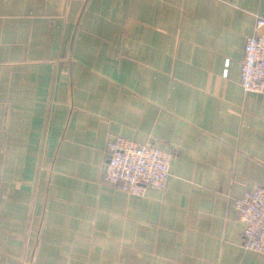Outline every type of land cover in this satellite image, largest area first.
Wrapping results in <instances>:
<instances>
[{
	"label": "crops",
	"instance_id": "1",
	"mask_svg": "<svg viewBox=\"0 0 264 264\" xmlns=\"http://www.w3.org/2000/svg\"><path fill=\"white\" fill-rule=\"evenodd\" d=\"M258 18L264 0H0V264H264L233 205L264 186V95L239 86ZM114 137L172 153L167 187L104 184Z\"/></svg>",
	"mask_w": 264,
	"mask_h": 264
},
{
	"label": "built area",
	"instance_id": "2",
	"mask_svg": "<svg viewBox=\"0 0 264 264\" xmlns=\"http://www.w3.org/2000/svg\"><path fill=\"white\" fill-rule=\"evenodd\" d=\"M239 86L244 93L264 95V19H257L253 34L246 39ZM108 153L104 184L120 187L131 196H143L149 188L167 187L172 153L121 137L110 140ZM233 205L244 225L242 246L263 254L264 186L250 189L243 198L234 200Z\"/></svg>",
	"mask_w": 264,
	"mask_h": 264
}]
</instances>
